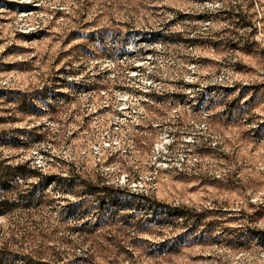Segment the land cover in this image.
<instances>
[{"label": "rangeland", "instance_id": "1", "mask_svg": "<svg viewBox=\"0 0 264 264\" xmlns=\"http://www.w3.org/2000/svg\"><path fill=\"white\" fill-rule=\"evenodd\" d=\"M8 165L0 247L264 264V0H0Z\"/></svg>", "mask_w": 264, "mask_h": 264}, {"label": "trees", "instance_id": "2", "mask_svg": "<svg viewBox=\"0 0 264 264\" xmlns=\"http://www.w3.org/2000/svg\"><path fill=\"white\" fill-rule=\"evenodd\" d=\"M5 169L3 171H0V193L9 190V188L12 187L11 183H12V177H16L18 176V174L16 173V171H14L13 169H11V167L5 166ZM23 167H19V169H22ZM18 172V171H17ZM96 188L98 189L99 186H96ZM102 189V188H100ZM157 201V200H156ZM7 205H10L9 202H7ZM158 203V202H157ZM161 204V203H159ZM3 208L0 209V211L4 210V206H2ZM182 209L185 208H180L179 207V213H181L180 211ZM183 215L184 212H183ZM1 227V224H0ZM26 242H29V238H26L25 240ZM11 242V241H10ZM9 242V243H10ZM8 241L6 242V244H4L5 246L0 247V264H77L80 261L85 262L86 264H90L88 263V257L84 256H75L74 260H67L68 258L65 256H52V257H37V256H33L31 254H26V253H22L20 252V250L13 248L11 245L9 246ZM15 243V242H12ZM17 243V242H16ZM90 262V261H89ZM94 264V263H91Z\"/></svg>", "mask_w": 264, "mask_h": 264}]
</instances>
